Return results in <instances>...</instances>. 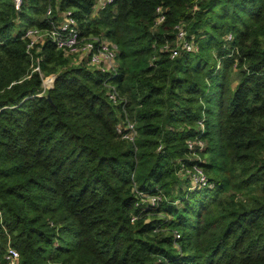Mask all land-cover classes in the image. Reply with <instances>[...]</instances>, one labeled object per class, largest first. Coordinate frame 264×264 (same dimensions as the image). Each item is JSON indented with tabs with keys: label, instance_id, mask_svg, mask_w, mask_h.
<instances>
[{
	"label": "trees",
	"instance_id": "1",
	"mask_svg": "<svg viewBox=\"0 0 264 264\" xmlns=\"http://www.w3.org/2000/svg\"><path fill=\"white\" fill-rule=\"evenodd\" d=\"M94 3L23 0L17 13L0 0V264L8 246L18 264H264V0ZM65 10L115 46L114 76L49 41L27 50L24 32ZM178 23L199 49L172 60L161 49ZM123 111L134 143L116 132ZM202 117L213 188L187 194L176 160ZM134 187L168 202L140 214Z\"/></svg>",
	"mask_w": 264,
	"mask_h": 264
},
{
	"label": "built area",
	"instance_id": "2",
	"mask_svg": "<svg viewBox=\"0 0 264 264\" xmlns=\"http://www.w3.org/2000/svg\"><path fill=\"white\" fill-rule=\"evenodd\" d=\"M114 0H95L93 5L94 13L111 5ZM15 12L19 13L23 4V0H11ZM57 5V3H56ZM197 8L194 7L195 11ZM52 14V7L47 8L46 17ZM165 21L164 10L157 7L155 10V18L153 21V30L160 27ZM23 38L29 41L27 50H40L46 41H49L57 51H60L67 57H78V61H84L90 68L99 71L100 73L114 76L118 69L117 50L115 46L108 40L101 37L84 38L78 29L77 22L73 16L72 11L65 10L59 14V20L51 24L47 30H39L36 28L27 29ZM226 40L230 41L231 36H227ZM198 44L193 36L189 35L186 30L185 23H178L174 27V40L172 43L166 42L161 51L169 54L170 59H176L180 53H197ZM34 71H38L35 68ZM46 79V78H45ZM53 82L52 78H47L43 82L44 90ZM108 100L118 105L125 100L119 96L116 87L113 85H106ZM124 110L125 107L123 106ZM124 112V122L116 127V132L129 143H134L137 138L135 123L131 121ZM204 118L197 122V135L186 140L184 157L176 160V175L184 180L186 186V193H194L205 189L213 188V184L203 171L202 164L205 163L204 153L207 149V142L203 135L206 132ZM161 148H158L160 151ZM135 208L139 210L140 214L148 212L152 209H157L163 202H168L166 196L161 191H141L134 187ZM138 219L134 215L130 221L133 223ZM174 241L180 240L181 236L178 232H173ZM179 250L178 246H174ZM5 259L8 264H18L19 254L11 246H8Z\"/></svg>",
	"mask_w": 264,
	"mask_h": 264
},
{
	"label": "rangeland",
	"instance_id": "3",
	"mask_svg": "<svg viewBox=\"0 0 264 264\" xmlns=\"http://www.w3.org/2000/svg\"><path fill=\"white\" fill-rule=\"evenodd\" d=\"M77 60H79V58H78V57H75V62H76V63H77ZM46 79H47V78H46ZM46 79H45V80H46Z\"/></svg>",
	"mask_w": 264,
	"mask_h": 264
}]
</instances>
